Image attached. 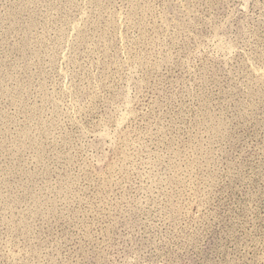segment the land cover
<instances>
[{
	"label": "rangeland",
	"instance_id": "obj_1",
	"mask_svg": "<svg viewBox=\"0 0 264 264\" xmlns=\"http://www.w3.org/2000/svg\"><path fill=\"white\" fill-rule=\"evenodd\" d=\"M0 264H264V0H0Z\"/></svg>",
	"mask_w": 264,
	"mask_h": 264
}]
</instances>
